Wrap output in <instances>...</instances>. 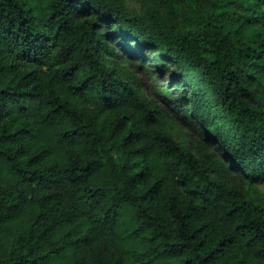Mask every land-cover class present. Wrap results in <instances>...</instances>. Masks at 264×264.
Instances as JSON below:
<instances>
[{
    "label": "trees",
    "instance_id": "16d2710c",
    "mask_svg": "<svg viewBox=\"0 0 264 264\" xmlns=\"http://www.w3.org/2000/svg\"><path fill=\"white\" fill-rule=\"evenodd\" d=\"M164 5L0 0V264H264V0Z\"/></svg>",
    "mask_w": 264,
    "mask_h": 264
},
{
    "label": "rangeland",
    "instance_id": "374dc122",
    "mask_svg": "<svg viewBox=\"0 0 264 264\" xmlns=\"http://www.w3.org/2000/svg\"><path fill=\"white\" fill-rule=\"evenodd\" d=\"M124 3L129 7V9L135 11V12H145L150 9H157L158 12L162 15H165L170 25H181L184 21V17L182 15H178L176 12L172 11L170 8L165 7L164 3L165 0H123ZM169 67L161 68L160 66L158 70H163L162 72H159L156 78H152L150 76H143L142 77V89L149 95L153 96L155 99L158 100V103L162 107L164 111H167L169 109L166 107V105L158 99L157 91H159L163 84H166V82L169 80ZM157 73V72H156ZM177 91H175L174 95H177ZM166 108V109H165ZM170 110V109H169ZM181 110H183V107H181ZM170 115V122L173 126L174 134L178 139L181 140H188L190 138V135L192 132L188 129V127L180 123L179 120L175 118V114L171 113ZM256 192L263 193L264 192V185H258L255 186ZM259 195V194H258Z\"/></svg>",
    "mask_w": 264,
    "mask_h": 264
}]
</instances>
